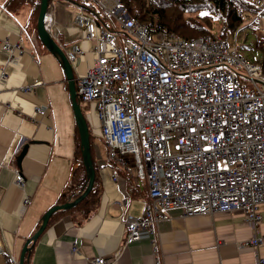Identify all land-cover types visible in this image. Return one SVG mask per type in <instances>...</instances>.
Returning a JSON list of instances; mask_svg holds the SVG:
<instances>
[{
    "label": "built area",
    "instance_id": "built-area-1",
    "mask_svg": "<svg viewBox=\"0 0 264 264\" xmlns=\"http://www.w3.org/2000/svg\"><path fill=\"white\" fill-rule=\"evenodd\" d=\"M93 1L117 28L97 25L107 48L76 76L77 94L84 104L96 103L109 160L131 156L134 167L127 163V171L147 186L143 213L125 218L124 246L147 233L155 264H164L155 233L172 211L189 216L241 210L256 226L264 202L261 56L247 59L236 34L185 38L130 16L120 0ZM75 23L96 22L81 13ZM87 34L93 37L91 29ZM1 47L25 51L8 41ZM81 52L74 44L67 55L74 62ZM37 111L46 116L49 109ZM15 178L24 182L19 172ZM244 243L256 247L262 238ZM109 261L95 258L97 264Z\"/></svg>",
    "mask_w": 264,
    "mask_h": 264
},
{
    "label": "crops",
    "instance_id": "crops-1",
    "mask_svg": "<svg viewBox=\"0 0 264 264\" xmlns=\"http://www.w3.org/2000/svg\"><path fill=\"white\" fill-rule=\"evenodd\" d=\"M254 3L261 12L248 26L255 37H264V3ZM49 10L48 29L65 52L74 44L81 47L73 62L75 76L86 73L107 48L96 23H75L78 14L92 16L91 11L75 0H51ZM32 12L30 4L11 9L0 0V264H19L44 213L67 202L62 196L70 195L78 164L79 132L69 83L58 58L38 37ZM89 29L93 37L87 36ZM5 41L23 44L25 51H6L1 47ZM38 106H47L48 114L40 115ZM83 107L101 190L97 207L88 218L77 208L55 211L31 248L29 264H97V256L109 264H155L151 235L123 243L125 218L143 213L147 186L136 185L125 168L109 161L96 103ZM17 172L24 177L22 184L16 182ZM257 212L261 219L255 226L241 210L189 216L172 211L155 233L164 264H258L264 258V202ZM254 236L262 238L260 245L244 243Z\"/></svg>",
    "mask_w": 264,
    "mask_h": 264
},
{
    "label": "trees",
    "instance_id": "trees-1",
    "mask_svg": "<svg viewBox=\"0 0 264 264\" xmlns=\"http://www.w3.org/2000/svg\"><path fill=\"white\" fill-rule=\"evenodd\" d=\"M83 3L99 24L112 27V19L107 16L91 0H75ZM123 7L130 16L136 17L144 23H152L155 27L175 32L185 38H191L220 32L223 35L237 33L243 25H252L249 19L261 12V7L252 0H120ZM10 8H20L24 4H30L33 8V22L37 32V18L40 9L41 0H6ZM51 4V0H50ZM50 7V5H49ZM219 23L217 28L214 26ZM114 28V27H112ZM38 35V34H37ZM39 37V36H38ZM256 48L261 53L264 75V37H256ZM77 166L74 170L73 178L67 193L70 195L62 198L71 201L77 198L86 188L88 183L86 168L83 164L80 137L77 140ZM92 158L96 169V178L91 191L77 205L70 208L80 209L85 212V218H88L96 209L100 197V187L98 179V169L95 164V153L93 150L91 134ZM114 165L123 169L125 164L121 161H111ZM131 176V175H130ZM133 182H137L131 176ZM66 210V209H60ZM30 252L27 253L25 264H29Z\"/></svg>",
    "mask_w": 264,
    "mask_h": 264
},
{
    "label": "water",
    "instance_id": "water-1",
    "mask_svg": "<svg viewBox=\"0 0 264 264\" xmlns=\"http://www.w3.org/2000/svg\"><path fill=\"white\" fill-rule=\"evenodd\" d=\"M50 0H41L39 14L37 18V32L41 42L58 58L61 65L65 70V74L69 83V90L72 100V106L74 110L75 120L78 127L80 146L83 164L86 168L88 183L85 190L74 200L67 201L65 203L56 204L49 208L42 216L39 228L27 239L20 256L19 264H25V258L27 253L31 251V248L40 234L46 228L52 214L59 209H70L77 205L87 194L91 191L95 178L96 169L92 158L91 150V133L87 116L84 113L83 106L77 97V88L75 80V72L73 63L68 58L65 50L52 36L48 29V16H49ZM27 146L23 148L19 155V161L22 159L26 152Z\"/></svg>",
    "mask_w": 264,
    "mask_h": 264
},
{
    "label": "rangeland",
    "instance_id": "rangeland-1",
    "mask_svg": "<svg viewBox=\"0 0 264 264\" xmlns=\"http://www.w3.org/2000/svg\"><path fill=\"white\" fill-rule=\"evenodd\" d=\"M257 1L260 0H253V2H257ZM260 2L262 4L264 3L263 0H261ZM218 26L219 23L217 24V26L215 25L214 28H217ZM236 37L239 45L241 46V51L247 59L251 60L254 57L261 56L260 51L256 48V44H255L256 37L253 34L252 29L248 25L241 26L236 33Z\"/></svg>",
    "mask_w": 264,
    "mask_h": 264
},
{
    "label": "bare ground",
    "instance_id": "bare-ground-1",
    "mask_svg": "<svg viewBox=\"0 0 264 264\" xmlns=\"http://www.w3.org/2000/svg\"><path fill=\"white\" fill-rule=\"evenodd\" d=\"M121 2V1H120ZM122 3V2H121ZM127 12V11H126Z\"/></svg>",
    "mask_w": 264,
    "mask_h": 264
}]
</instances>
